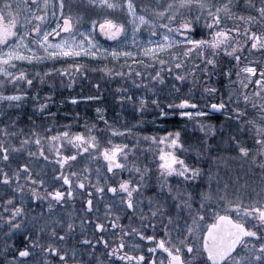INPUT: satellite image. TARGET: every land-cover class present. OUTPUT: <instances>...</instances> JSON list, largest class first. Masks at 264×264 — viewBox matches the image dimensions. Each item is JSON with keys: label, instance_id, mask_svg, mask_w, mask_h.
I'll use <instances>...</instances> for the list:
<instances>
[{"label": "snow or ice", "instance_id": "1", "mask_svg": "<svg viewBox=\"0 0 264 264\" xmlns=\"http://www.w3.org/2000/svg\"><path fill=\"white\" fill-rule=\"evenodd\" d=\"M89 3L99 9L95 19L74 12L69 0L0 3V89L12 85L9 94L0 90V102L20 108L29 97L21 85L31 89L34 80L67 77L71 88L77 75L88 76L87 65L75 61L94 58L103 64L106 79L131 80L132 87L153 95L165 75L182 86L190 78L194 87L202 81L204 108L190 88L178 104L167 105L193 122L190 135L175 129L138 138L149 144L156 164L152 168L147 153L143 160L137 155V144L114 142L132 129H118L105 107L95 109L97 123L86 121L82 130L73 131L81 127L79 121H53L49 105L54 93L41 98L37 92L33 116L38 112L39 117L28 116L26 127L20 126L19 114L0 121V264H264V193L239 196L231 178L222 177L212 164L221 160L217 153L234 151L264 175V59L246 55L264 56V0ZM197 33L204 34L197 38ZM100 36L116 46L103 47ZM129 36L135 53L121 51ZM138 55L146 60L132 63L144 64L143 70L128 66L124 71ZM61 58L74 62L58 68ZM25 65L46 71H29ZM222 79L229 88L226 97L217 86ZM94 88L99 90L101 83ZM213 94H219L217 102L207 104ZM80 99L100 101L102 96L71 97L73 104ZM117 99L136 104L126 87ZM149 103L160 105L147 94L139 97L141 113ZM208 108L229 117L227 132L206 119ZM159 115L169 112L160 109ZM37 158L50 163L51 175L37 171ZM77 193L88 197L79 217L62 211L75 203ZM94 193L103 201L101 215L93 216L99 212ZM106 194L111 195L105 199ZM32 203L35 209L27 206ZM18 234L24 237L22 244L14 239ZM137 239L152 244L146 249L150 259L139 243H130Z\"/></svg>", "mask_w": 264, "mask_h": 264}, {"label": "trees", "instance_id": "2", "mask_svg": "<svg viewBox=\"0 0 264 264\" xmlns=\"http://www.w3.org/2000/svg\"><path fill=\"white\" fill-rule=\"evenodd\" d=\"M61 59L63 63H57L56 67L58 68L68 66L74 62L69 58ZM75 62L87 65V77H84L82 74L77 75L76 83L73 84L71 88L67 86L70 82L67 77H63L62 79L60 77H55L51 81L46 80L44 83H39L34 80V84L36 86L31 89H28L26 85H21V87H24L29 91L28 99L24 101L20 108H9L6 107L5 103L1 102L0 113H3V115H0V121L7 122L8 116L15 117L19 114L21 121L20 126L26 127L27 117L33 116V113L35 112L34 105L36 101H32V95L39 92L40 97L43 98V96L54 93L52 96L53 102L49 106V111L55 113V117L53 118L54 122L58 121L59 124L65 125L79 121L81 127L74 128L73 131H80L86 121L97 123V114L95 109L98 106L105 107L107 109L106 115L109 118V121L115 122L118 129L124 125H127L132 129V132L127 134L126 138L120 137L117 139H124L126 143L131 142L137 144V146L141 149V152L137 154L139 158L143 160L144 154L147 153L149 161H153L152 153L148 151L149 144L139 143L138 138L140 136H150L154 134L163 135L165 131L175 129H183L189 135L193 132V123L190 124L188 119L180 117L178 111L168 109L167 105L176 104L179 99L185 98L189 89L192 88L193 96L204 107L205 97L201 95L203 92L202 81L197 84V89L194 90L191 78L182 86L174 79L173 75H165V83L163 85L157 84L158 92L156 95H153L150 90L145 92L143 88L137 89L132 87L131 80L120 78L106 79L105 74L101 71L103 64L94 62V59H77ZM105 63H107V61H105ZM113 63L115 64L116 62ZM119 63L124 64L123 60H120ZM128 66H131L136 71H141L144 68V66L141 65L137 67L128 63V65H125L124 71H127ZM24 67L33 72L46 71V69L42 66H37L35 69L26 65ZM93 69H96L97 71H93ZM117 70L119 71V68H117ZM148 71H151V68H149ZM217 76L218 74L212 77L213 81L217 80ZM97 82L101 83V88L99 90L94 88V84ZM137 83H139V81H137ZM222 85L223 83L221 80L220 85L217 86ZM122 87L128 88V94L134 96V99L136 100L135 106H133L131 102H124L121 104V102L117 99L119 89ZM11 89V84H7L3 88L6 92H10ZM176 89H179V91ZM145 94H147L151 99H159L160 105L159 107H155L149 103L143 113H141L139 110V97ZM89 95L102 96V100L91 101L80 99L76 104L70 102L72 96L84 97ZM217 95L218 94H213L208 96L207 102L212 101V99H216ZM160 109H164L166 112H169V115L160 116ZM76 113H79V116H76ZM39 115L40 114L36 112L33 118L35 119L36 117H39ZM219 117L220 114H214L208 115L206 119H213L214 123L218 124L220 123ZM98 126L102 129L105 128V125L102 122L99 123ZM186 129L188 130L186 131ZM51 134L53 133H49V135ZM149 166L153 168L154 166L156 167V164H151ZM234 178L237 179L236 177Z\"/></svg>", "mask_w": 264, "mask_h": 264}, {"label": "rangeland", "instance_id": "3", "mask_svg": "<svg viewBox=\"0 0 264 264\" xmlns=\"http://www.w3.org/2000/svg\"><path fill=\"white\" fill-rule=\"evenodd\" d=\"M2 2H3V0H0V3H2ZM17 2H18V0H17ZM69 2H70V4L73 7V11L74 12L79 10V12H80V14L82 16L87 14V15H91L93 19L97 18L94 15V13L98 12L99 9L91 8L89 0H69ZM116 15L119 18L120 13L117 12ZM200 25H201V28H203V21L200 22ZM205 32H206V29H205ZM203 34L204 33H198L197 36L200 37ZM199 37H197V38H199ZM131 39H132L131 36H129V42L127 44V48L126 49L122 48L121 51L129 50V51H132L134 53L137 52V48H136L135 45H133L131 43ZM99 42H100V44L103 45V47L109 48V49L111 47H115L116 46V43L114 41H111V40H109V39H107L106 37H103V36L99 37ZM246 55H247L249 60L260 61V60L264 59V56H262L260 53H255V54L246 53ZM69 59H71V58H69ZM84 59H92L93 60L94 58H84ZM133 59H139V60H142V61L146 60V58L143 57L142 55L131 57L129 59L128 63L133 65V66H136L135 64L132 63ZM121 60H123V58H121ZM123 62H124V60H123ZM146 62L149 63V64L152 63L151 60H147ZM141 66H144V64H141ZM157 68H159L158 65H157ZM9 70H12V69H9ZM0 78H2V76H0ZM233 79H235V76H233ZM212 81H213V79H212ZM216 81H213V83L215 84ZM222 83H223V85L221 86L222 87V95H224L226 97L227 92L229 91L227 80L226 79H222ZM197 84L194 87V90L197 89ZM0 90H3V89H0ZM6 94H9V92H6ZM33 95H36V93L33 94ZM33 95H32L31 99H32V101L33 100L35 101V99H34L35 96H33ZM70 102H72L71 99H70ZM214 102H217V98L216 99H212V101L207 102V104H211V103H214ZM178 103H179V101L176 102V104H178ZM200 105H201V108H204L202 106V104H200ZM6 107H8L7 104H6ZM206 110L208 111V115L217 114V113L209 112L208 109H206ZM218 114H220V117H219L220 123L215 124L213 119H208V120L211 121V123L215 124L218 128H223L224 131L227 132L228 126H229V123H230L229 117L224 115L221 112H218ZM191 123H193V122H190V124ZM187 130L188 129H186V131ZM109 138H111V137H109ZM225 140H226V137H225ZM114 142H116V143H126L124 139L118 140L117 138L115 139ZM227 147H228L227 144L222 145V148H227ZM217 155L221 156V160L212 162V164L214 165V171L216 169H219L220 174H221L222 177H224L225 179L231 178V182H232L231 183V187L233 189L237 190V194L239 196L247 198L250 193H256V194L264 193V183H262V181H264V175H262L261 173L255 171L254 169H252L247 164L246 161L237 158L236 157V153L234 151H222L220 153H217ZM151 164L153 165V164H155V162L153 161ZM153 168H155V166ZM124 175H125V177H127V172H125ZM234 177H236L237 179H235ZM253 198H255L254 195H253Z\"/></svg>", "mask_w": 264, "mask_h": 264}, {"label": "flooded vegetation", "instance_id": "4", "mask_svg": "<svg viewBox=\"0 0 264 264\" xmlns=\"http://www.w3.org/2000/svg\"><path fill=\"white\" fill-rule=\"evenodd\" d=\"M217 114H218V112H217ZM210 115H214V114H210ZM24 155L26 156L27 153H25ZM86 160H87V158H85V162H86ZM37 161L38 162L35 164V167L37 168V171L43 169L45 172H47L49 175H51V165H50V163L43 161L41 158H37ZM90 166L93 167V168H95V164H92ZM79 167L83 168V163L80 164ZM93 195L95 197V201L94 202H98L97 206L99 207V212L98 213H93V216H95V215H101L104 212L103 201L100 200V197H99L98 194H95L94 193ZM110 195L111 194H106L105 199H107ZM87 198H88L87 197V194H84L83 197H81V194L80 193H77V198H76L75 203L72 204L70 202V204L68 206H65L62 209V211L65 212L68 215H70L72 213H75L77 215V217L83 215V213H84V207H85L84 201H86ZM27 206L30 209H35L36 208V204L35 203L29 204ZM84 218L85 219H88V220L91 219V217H87V216H85ZM76 231H77V233H79L80 229L77 228ZM85 231L91 232V228L90 227H87L85 229ZM14 239L18 242V244H22L23 241H24V237L21 236V235H19V234ZM77 239H83V237L77 236ZM158 239H159V237H158ZM71 243L76 244L77 243V240H73ZM130 243H139L141 249H143L145 251L146 258H149L150 259V256H149V254H148V252L146 250L147 248L152 247V244L150 242H148V241L141 242L139 239H137L136 241H132ZM158 255H159V253H158ZM0 259H2V257H0ZM196 264H199V260H197Z\"/></svg>", "mask_w": 264, "mask_h": 264}, {"label": "water", "instance_id": "5", "mask_svg": "<svg viewBox=\"0 0 264 264\" xmlns=\"http://www.w3.org/2000/svg\"><path fill=\"white\" fill-rule=\"evenodd\" d=\"M209 112L211 113H217L216 111H212L210 108H208Z\"/></svg>", "mask_w": 264, "mask_h": 264}]
</instances>
